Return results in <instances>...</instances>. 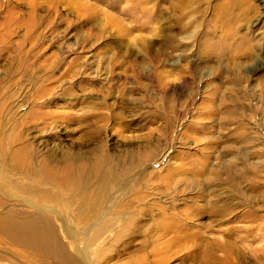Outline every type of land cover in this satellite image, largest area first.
Segmentation results:
<instances>
[{
	"label": "rangeland",
	"instance_id": "rangeland-1",
	"mask_svg": "<svg viewBox=\"0 0 264 264\" xmlns=\"http://www.w3.org/2000/svg\"><path fill=\"white\" fill-rule=\"evenodd\" d=\"M32 212L50 250L0 264H264V0H0V217Z\"/></svg>",
	"mask_w": 264,
	"mask_h": 264
},
{
	"label": "bare ground",
	"instance_id": "bare-ground-1",
	"mask_svg": "<svg viewBox=\"0 0 264 264\" xmlns=\"http://www.w3.org/2000/svg\"><path fill=\"white\" fill-rule=\"evenodd\" d=\"M50 150H51L50 154L53 156L55 150L57 149L55 148L54 150L53 148H51ZM83 157H84V152L73 151L70 148H68L64 152H61L59 155V158L61 159L59 160L65 159L66 161H68V163L67 162L64 163L65 165L63 167V170L59 172V174L47 176L45 180L49 181L50 183L52 182L55 185H58V187L63 186L65 188L66 194H69L71 192L75 193L78 196V198L81 201H83L82 199L85 194L84 191L80 189L81 176L75 177L69 173V169H71V165H70L71 162L76 164L77 162L80 161V159L83 160ZM20 158L15 157L17 161ZM38 194L42 198L47 197L46 191L42 190V192ZM0 231L5 236L10 238L13 241V243L18 244L19 246L28 247L37 253L46 254L50 250V246L48 244V240L46 237L47 235L54 233V228L49 223V218L46 214L41 212H32L26 215L25 214H21L18 216L4 215L0 217ZM4 235L1 238H3Z\"/></svg>",
	"mask_w": 264,
	"mask_h": 264
}]
</instances>
